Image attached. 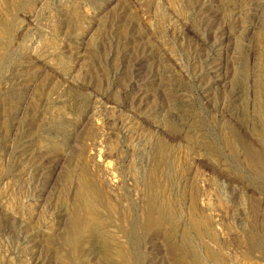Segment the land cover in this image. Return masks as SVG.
<instances>
[{
    "label": "rangeland",
    "instance_id": "1",
    "mask_svg": "<svg viewBox=\"0 0 264 264\" xmlns=\"http://www.w3.org/2000/svg\"><path fill=\"white\" fill-rule=\"evenodd\" d=\"M77 207L86 264H264V0H0V264Z\"/></svg>",
    "mask_w": 264,
    "mask_h": 264
},
{
    "label": "bare ground",
    "instance_id": "2",
    "mask_svg": "<svg viewBox=\"0 0 264 264\" xmlns=\"http://www.w3.org/2000/svg\"><path fill=\"white\" fill-rule=\"evenodd\" d=\"M195 1V0H194ZM205 1V0H204ZM195 3V2H194ZM200 4V3H199ZM204 4V3H203ZM191 5V4H190ZM196 5V4H195ZM202 5V4H201ZM193 6V5H192ZM209 7V6H208ZM194 8V7H193ZM207 8V7H206ZM197 9V8H196ZM195 9V10H196ZM203 12V11H202ZM212 13V12H211ZM196 16V15H195ZM200 16V15H199ZM198 16V17H199ZM198 17H195V18H198ZM213 18V17H212ZM220 19V18H219ZM189 20V19H188ZM196 20V19H195ZM204 21H205V23H210V21H209V19L207 18V17H204V19H203ZM203 20H202V23H203ZM191 23H193V21L191 22ZM190 23V24H191ZM212 23V22H211ZM194 24V23H193ZM132 25V24H131ZM186 25H187V23H186ZM196 25V24H195ZM205 25V24H204ZM208 25V24H207ZM210 25V24H209ZM202 26V25H201ZM130 27V26H129ZM193 27H194V25H193ZM196 27V26H195ZM219 27V26H218ZM214 28H216L215 26H214ZM192 29V28H191ZM195 29V28H194ZM207 29H209V28H207ZM218 30V29H217ZM132 31H133V29H132ZM223 31V30H222ZM131 32V31H130ZM195 32V31H194ZM216 33H217V31H216ZM189 34V33H188ZM128 35V34H127ZM218 35V34H217ZM221 35V34H220ZM222 35H224V34H222ZM135 36V35H134ZM193 36H195V35H193ZM200 36H202V35H200ZM219 36V35H218ZM129 37V36H128ZM190 37V36H189ZM198 39V38H197ZM221 39V38H220ZM219 38H218V40H220ZM189 40V39H188ZM207 40V39H206ZM124 41H125V39H124ZM133 41V40H132ZM190 41V40H189ZM198 41V40H197ZM217 43H219L218 41H216ZM221 42H223V41H221ZM192 43H194V42H192ZM210 43V42H209ZM125 44V43H124ZM144 44V43H143ZM216 45V44H215ZM220 45V44H219ZM196 47L198 46V44L197 45H195ZM125 47V46H124ZM217 47V46H216ZM203 48V47H202ZM205 49V48H204ZM210 49V48H209ZM134 50V49H133ZM132 50V51H133ZM196 50V49H195ZM208 50V49H207ZM206 50V51H207ZM202 51V50H201ZM205 51V50H204ZM135 52H136V50H135ZM135 52H131L132 54L134 53L135 54ZM139 52V51H138ZM143 52V51H142ZM129 53V52H128ZM130 53V54H131ZM144 53H145V51H144ZM202 53V52H201ZM205 53V52H204ZM204 53H202V54H204ZM209 53V52H208ZM129 54V55H130ZM131 54V55H132ZM137 54V53H136ZM141 54V53H140ZM206 55H207V53H205ZM129 55H126V57H130ZM138 55V54H137ZM144 55V54H143ZM153 55V54H152ZM209 55H210V53H209ZM154 56V55H153ZM135 57V56H134ZM140 57V56H139ZM195 57V56H194ZM201 57V56H200ZM161 58V57H160ZM160 58H158V63L160 62L161 63V60L162 59H160ZM163 58V57H162ZM195 58H197V57H195ZM203 58H206L205 56L203 57ZM202 58V59H203ZM212 58V57H211ZM129 60H131L132 61V58L130 59V58H128ZM136 59V58H135ZM139 59V58H138ZM144 59H146V58H144ZM198 59H199V57H198ZM163 60H164V58H163ZM197 60V59H196ZM204 60V59H203ZM207 60V59H206ZM189 61V60H188ZM214 61V60H213ZM125 62V61H124ZM133 62V61H132ZM146 62V61H145ZM201 62V61H200ZM199 62V63H200ZM126 63H127V61H126ZM148 63V62H147ZM210 63V62H209ZM130 64H131V62H130ZM133 64V63H132ZM146 64V63H145ZM213 64V63H212ZM217 64V63H216ZM162 67H163V65L162 64H160ZM205 65V64H204ZM210 65V64H209ZM131 66V65H130ZM130 66H128V63H127V67L130 69ZM200 66H201V63H200ZM126 66H125V68H127ZM136 67V66H135ZM210 68V67H209ZM208 68V69H209ZM132 69V68H131ZM130 69V70H131ZM138 69V68H137ZM148 69V68H147ZM207 69V68H206ZM146 70V69H145ZM161 70V69H160ZM160 70H159V72H160ZM205 70V69H204ZM136 71V70H135ZM138 71V70H137ZM149 71V70H148ZM148 71L146 72L147 74H149L148 73ZM154 71H158V68L156 67L155 68V70ZM18 72V71H17ZM134 72V71H133ZM201 72H202V70H201ZM204 72V71H203ZM210 72V71H209ZM212 72V71H211ZM211 72H210V74H211ZM214 72V71H213ZM140 73V72H139ZM155 73V72H154ZM158 73V72H157ZM162 73V72H161ZM206 73V72H205ZM133 74V73H132ZM134 74H137V73H134ZM146 74V75H147ZM153 74V73H152ZM155 74H153V76H154ZM156 76V75H155ZM162 76V75H161ZM131 77V76H130ZM210 77V76H209ZM129 78V77H128ZM133 78V77H132ZM156 78V77H155ZM162 78V77H161ZM139 79H140V77H139ZM146 79H148V76H147V78H145V80ZM137 80V79H136ZM135 80V81H136ZM142 80V79H141ZM141 80H139V81H141ZM131 81V80H130ZM129 82V81H128ZM132 82V81H131ZM208 82V81H207ZM157 83V82H156ZM214 83V82H213ZM150 84H152V83H150ZM207 84V83H206ZM158 85V84H157ZM16 86V85H15ZM19 86V85H18ZM161 86V85H160ZM131 87V86H130ZM141 87V86H140ZM142 88V87H141ZM145 88V87H144ZM157 90H159V91H161L162 92V89L159 87V88H157ZM149 93V92H148ZM17 94V93H16ZM159 94V93H158ZM163 95V94H162ZM166 95V94H165ZM17 96V95H16ZM145 96V95H144ZM14 97V96H13ZM165 98H166V96H164ZM15 98V97H14ZM16 98H18V97H16ZM16 100V99H15ZM18 100V99H17ZM20 100V99H19ZM168 100V99H167ZM25 146V145H24ZM29 146H30V143H29ZM29 146H28V143H27V145L23 148V150H22V155H28L29 156ZM20 150V149H19ZM33 155V154H32ZM38 158H39V156H38ZM35 159V158H34ZM46 159V158H45ZM48 161V160H47ZM35 163V165L34 164H32L31 165V167H32V172H33V175L35 176V178H36V181H37V183L38 184H41L42 186H44V181H43V179H44V174H45V169H46V167H45V164H46V161L44 160V158L42 157L41 159H39V161L37 162V161H35L34 162ZM50 164V163H49ZM41 189V188H40ZM40 190H37L36 189V192H35V194L37 195L38 193H40L39 192ZM35 195V196H36ZM16 222V221H15ZM16 224V223H15ZM17 224H19V223H17ZM16 224V225H17ZM24 224V223H23ZM87 223H86V220H84L81 216H80V213H79V208L77 207V208H75V209H73V211H72V216H71V224H70V226H69V233H68V235H67V237H66V242L68 243V245H69V247H70V250H71V259H69L70 260V262H69V260L67 261V262H69V264H86L83 260H82V258H81V255H82V252H83V243H82V238H81V236H82V230L84 229V226L86 225ZM13 225V224H12ZM16 225H13V226H16ZM20 226L19 227H21L22 226V224L20 223L19 224ZM18 226V225H17ZM19 227H17V230H18V228ZM15 228V227H14ZM11 229H13V228H11ZM20 230H22V229H20ZM19 230V231H20ZM25 231V230H24ZM17 232V231H16ZM23 232V231H22ZM24 233V232H23ZM38 242V241H37ZM36 242V243H37ZM29 243H33L32 242V240H29ZM35 244V243H34ZM26 245H28V244H26ZM33 246V245H32ZM259 246L260 247H262V248H264V236H261L260 237V239H259ZM34 247V246H33ZM30 249V248H29ZM34 249V248H33ZM33 249H30V252H31V259H32V261H33V263L34 264H45V262H46V260H44L45 259V257L47 256H45L44 255V259H42V258H40V256L42 255L41 253H39V252H36V249H35V251L33 250ZM38 251H39V249H37ZM42 252V251H41ZM49 256V255H48ZM68 264V263H67ZM100 264H127V261H126V259H125V256H124V253L122 252V251H118L114 246H110V245H106L105 246V248L102 250V252H101V262H100Z\"/></svg>",
    "mask_w": 264,
    "mask_h": 264
}]
</instances>
